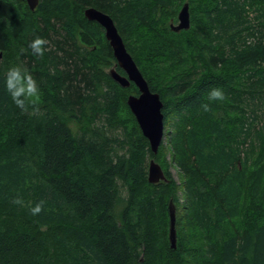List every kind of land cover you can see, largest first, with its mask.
Wrapping results in <instances>:
<instances>
[{
    "label": "trees",
    "instance_id": "obj_1",
    "mask_svg": "<svg viewBox=\"0 0 264 264\" xmlns=\"http://www.w3.org/2000/svg\"><path fill=\"white\" fill-rule=\"evenodd\" d=\"M184 4L190 26L176 33ZM90 7L160 96L155 155L126 105L136 87L109 77L125 74ZM36 37L49 41L43 58L28 47ZM14 65L37 80L39 114L7 93ZM212 87L228 100L205 113ZM262 107L264 0H39L33 11L0 0V264H264ZM149 160L165 181L148 183Z\"/></svg>",
    "mask_w": 264,
    "mask_h": 264
},
{
    "label": "water",
    "instance_id": "obj_2",
    "mask_svg": "<svg viewBox=\"0 0 264 264\" xmlns=\"http://www.w3.org/2000/svg\"><path fill=\"white\" fill-rule=\"evenodd\" d=\"M22 1H25L28 8L33 11L39 0ZM84 17L88 21L97 23L104 30V37L112 50L116 66L125 74L120 75L113 68L108 72L109 77L121 88H128L131 83L136 87L138 94L129 95L126 105L134 116L143 137L148 141L151 152L155 155L164 138L163 104L159 94L150 91L147 82L127 52L112 19L107 14L91 7L84 10ZM189 26L188 5L184 4L178 13L177 24H170V29L178 33L182 30H188ZM147 181L150 184L165 181L162 169L154 160H150L148 163ZM168 240L170 247L174 249L176 247V231L173 208H169Z\"/></svg>",
    "mask_w": 264,
    "mask_h": 264
},
{
    "label": "clouds",
    "instance_id": "obj_3",
    "mask_svg": "<svg viewBox=\"0 0 264 264\" xmlns=\"http://www.w3.org/2000/svg\"><path fill=\"white\" fill-rule=\"evenodd\" d=\"M49 41L42 38L36 37L29 42L28 47L32 50V54L39 58H43L47 51V45ZM25 52V49H21V54ZM19 58V57H18ZM5 89L10 95L11 100L14 102L17 108L21 110L22 114L29 113L36 115L41 112V90L37 80L27 70V68L21 65L11 66L5 73ZM228 97L224 90L220 87H212L208 92L209 103L201 104L202 110L207 113L211 112L210 103L212 102H226ZM15 204L24 206L22 198L14 200ZM44 201H40L35 206L30 207L32 215H37L42 212L44 208Z\"/></svg>",
    "mask_w": 264,
    "mask_h": 264
},
{
    "label": "rangeland",
    "instance_id": "obj_4",
    "mask_svg": "<svg viewBox=\"0 0 264 264\" xmlns=\"http://www.w3.org/2000/svg\"><path fill=\"white\" fill-rule=\"evenodd\" d=\"M177 24V19H176V22L174 23V25H176ZM112 68H109L107 71H109V70H111ZM263 109H261L260 111V113H259V116H261L260 117V119H261V121L262 120H264V107H262ZM162 142H164V145H165V139L163 138V140H162ZM166 159L168 160L169 158H168V156L166 157ZM150 161V160H149ZM149 161H148V163H149ZM159 164V163H158ZM170 171H171V173H172V176H173V178H174V180H176V181H179L178 179V175H177V171H176V169L175 168H170Z\"/></svg>",
    "mask_w": 264,
    "mask_h": 264
},
{
    "label": "bare ground",
    "instance_id": "obj_5",
    "mask_svg": "<svg viewBox=\"0 0 264 264\" xmlns=\"http://www.w3.org/2000/svg\"><path fill=\"white\" fill-rule=\"evenodd\" d=\"M236 107V106H235ZM213 111V110H212Z\"/></svg>",
    "mask_w": 264,
    "mask_h": 264
}]
</instances>
